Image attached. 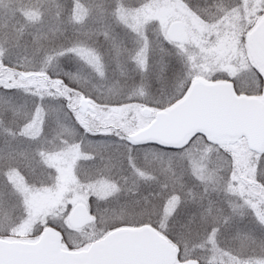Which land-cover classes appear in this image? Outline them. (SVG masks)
Returning <instances> with one entry per match:
<instances>
[{"label":"snow or ice","instance_id":"1","mask_svg":"<svg viewBox=\"0 0 264 264\" xmlns=\"http://www.w3.org/2000/svg\"><path fill=\"white\" fill-rule=\"evenodd\" d=\"M0 264H264V0H0Z\"/></svg>","mask_w":264,"mask_h":264}]
</instances>
